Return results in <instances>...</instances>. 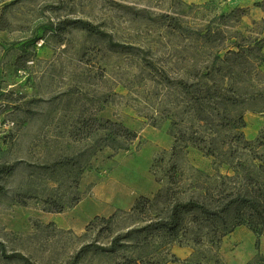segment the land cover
I'll return each instance as SVG.
<instances>
[{
	"label": "rangeland",
	"instance_id": "374dc122",
	"mask_svg": "<svg viewBox=\"0 0 264 264\" xmlns=\"http://www.w3.org/2000/svg\"><path fill=\"white\" fill-rule=\"evenodd\" d=\"M242 3L0 0V17L9 24L0 30V161L17 163L0 193V264H66L86 245H106L110 236L144 226L171 200L244 191L264 197V105L261 112L242 105L224 119L216 103L221 91L215 92L231 90L235 79L237 89H264L256 77L264 63L237 66L242 77L228 75L222 83L226 69L215 56L229 42L202 37L209 30L264 37L263 8L248 7L238 23L220 18ZM163 14L177 16L181 26ZM77 20L105 37L69 24ZM209 71L216 80L205 77ZM166 78L197 85L187 94ZM198 87L214 95L203 106L207 121L194 117ZM94 118L120 122L138 138L117 151L100 133L85 139L83 122ZM177 136L185 141L177 143ZM64 158L74 161L53 165ZM166 193L169 200L148 205L146 213L131 212L142 197ZM111 216L110 225L97 219ZM188 221L172 243L149 236L142 254L162 261L175 255L181 264H239L264 254V238L246 226L218 244ZM137 254L132 246L90 251L79 264H117Z\"/></svg>",
	"mask_w": 264,
	"mask_h": 264
},
{
	"label": "trees",
	"instance_id": "16d2710c",
	"mask_svg": "<svg viewBox=\"0 0 264 264\" xmlns=\"http://www.w3.org/2000/svg\"><path fill=\"white\" fill-rule=\"evenodd\" d=\"M183 2L180 3V5ZM255 6L264 9V0L262 2H256ZM248 7H236L228 14H223L220 18L225 20H232L234 23H238L244 16L248 15ZM165 18H171L172 22L178 23L177 16L170 14H163ZM74 24L76 27L87 30L92 33L103 35L106 34L101 32L99 28L93 26L89 22L77 20L69 22ZM257 24V22H254ZM264 25V18L261 21ZM8 22L4 18L0 17V30L8 27ZM53 25V24H52ZM181 26V25H180ZM264 34V33H263ZM238 35V36H236ZM243 36L239 32H235V35L226 36L221 30H216L213 34L210 30L203 34V39L206 43L213 44L217 41V37H220L224 42H229L226 46L222 45L219 47V51L216 52L215 59L221 61L220 67L225 68L226 72L221 74V82H224L225 76H231L238 73L242 77V73L237 72V66L250 65L253 59L257 60L260 64L264 63V37L260 36ZM235 39V40H233ZM114 47L123 48L124 46L117 42H112ZM220 51L224 52V57L221 58ZM220 69V68H219ZM214 71H209L205 77L209 80H216L213 76ZM218 73V70L216 71ZM225 74V75H224ZM258 80L264 82V73L262 71L256 72ZM169 83H174L180 91L184 93H191L192 89L197 84H189L184 80L170 81L166 78ZM223 80V81H222ZM237 79L229 89H215V92L220 93V97L217 104H220L224 109V119H229L230 114L236 108L242 105H249L248 109L252 112H261L259 110L260 105H264V89L253 90L247 92L246 88L237 89ZM234 89V90H232ZM234 91V94L231 93ZM201 93V94H200ZM211 89L208 87L204 90L199 87L193 93L194 95V117L198 120L207 121L210 120L207 112H205L203 106H207L214 95L210 94ZM241 123H245L243 118L240 117ZM96 128H92L95 127ZM85 134V139H89L93 134L100 133L102 138H105L107 146L113 149L120 150L126 148L125 144L133 142L138 138L137 133L131 131L124 124L120 122H113L110 120H102L98 118L84 120L81 130ZM185 141L184 136H177L176 142ZM177 146L174 147L176 151ZM174 151V152H175ZM176 153V152H175ZM74 159L64 158L56 161L53 165L55 166H67L72 164ZM16 162H2L0 161V193L6 192V187L3 181L8 177L12 176L16 169ZM169 194H158L153 199L142 197L135 206L132 208V213H146L148 205H158L162 200ZM169 199H167L168 201ZM166 202V200H164ZM167 203V202H166ZM147 217V216H145ZM100 219L101 224L110 225L114 219L111 216L108 219ZM149 220V221H148ZM189 220V221H188ZM143 221H148L144 226L139 228H131L123 233L110 236V240L106 245L92 246L89 244L81 248V250L66 264H79L82 257L90 251L103 252V253H115L124 247L132 246L135 250L139 251L136 256L126 257L117 264H167V263H181L183 262L180 258L175 255L171 256V260L162 261L154 256H145L143 251L149 246V236H153L156 233L159 235L168 236L169 243L180 234V232L186 227L187 221L191 224H195L199 227L207 229L208 233L212 235L216 242L219 244L224 237L234 232L238 227L246 226L256 237H260L264 233V197H258L253 195L249 191L228 193L225 195L211 198L210 200L201 201L199 199H175L171 200L159 214H156L155 218H146ZM92 225V224H91ZM134 241L132 244L131 241ZM201 238H197L199 243ZM2 244L0 243V246ZM259 262L257 264L264 263V257L258 256ZM185 263V261H184Z\"/></svg>",
	"mask_w": 264,
	"mask_h": 264
},
{
	"label": "crops",
	"instance_id": "0c3cea01",
	"mask_svg": "<svg viewBox=\"0 0 264 264\" xmlns=\"http://www.w3.org/2000/svg\"><path fill=\"white\" fill-rule=\"evenodd\" d=\"M263 0H243V3L241 4V5H238L237 7H251L252 9H255V11L256 12H258L259 10L258 9H261V7H257V6H255L254 4L256 3V2H262ZM244 4V5H243ZM251 4L253 5V6H251ZM255 6V7H254ZM259 16H260V19H263L264 18V10L262 9L261 10V13L259 14ZM255 236V235H254ZM259 238H261V239H263L264 238V233H263V235H261ZM258 256H263L264 257V254H255L254 253V256L250 259V260H248V261H246V262H240L239 264H248L249 263V261H254ZM225 264H230L229 262L227 263V262H224ZM171 264H181V263H171ZM264 264V263H263Z\"/></svg>",
	"mask_w": 264,
	"mask_h": 264
}]
</instances>
